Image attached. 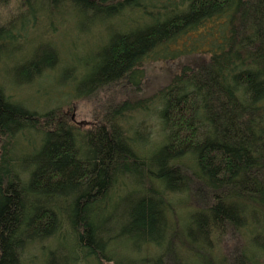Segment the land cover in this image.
<instances>
[{
  "label": "trees",
  "instance_id": "1",
  "mask_svg": "<svg viewBox=\"0 0 264 264\" xmlns=\"http://www.w3.org/2000/svg\"><path fill=\"white\" fill-rule=\"evenodd\" d=\"M32 2L89 26L138 14L105 36L75 95L138 92L144 62L177 70L152 95L108 101L85 129L0 82V264H264V0H0V69L33 28ZM60 49L40 45L13 68L37 80Z\"/></svg>",
  "mask_w": 264,
  "mask_h": 264
},
{
  "label": "rangeland",
  "instance_id": "2",
  "mask_svg": "<svg viewBox=\"0 0 264 264\" xmlns=\"http://www.w3.org/2000/svg\"><path fill=\"white\" fill-rule=\"evenodd\" d=\"M10 5L14 4L11 3ZM44 10L45 8L37 2H32L29 5L26 16L30 17L31 20L34 19L33 28L20 33L21 37L17 39L16 43L17 49L12 50L13 61L5 60L1 65L2 70L0 69L1 85L4 86L6 93L11 96L12 101L23 107L39 112L59 107L62 110L61 115L70 117L74 125L85 129L93 121V114L98 113L102 105L108 101L114 99L115 102H120L123 95L127 96L126 100L152 95L167 83L174 70H177L171 66L170 61L144 62L142 65V84L138 92L129 93L128 91L122 92L121 89H113V91L96 95L93 98L75 95V92L83 91L84 87L87 86L88 82L85 84L84 82L86 77L92 74L95 56L107 41L105 36L108 37L109 32L135 22L138 14L125 13L121 20L118 19L116 22L89 26L84 15L72 13L66 6L60 10L49 9L47 12ZM0 13L2 17L8 14L5 10L0 11ZM47 21L52 22L54 28L49 33L50 37L46 35L45 26L46 23H49ZM181 41H178L179 46L182 44ZM45 44L53 45L55 48L58 45L61 48L56 68L51 70L49 75H43L37 80L24 83L26 78L13 68L14 65L22 57L30 56L38 46ZM131 102L133 103V101ZM138 113L144 115L142 111H138ZM134 115L136 116V114ZM135 119L137 122L141 121V118L135 117ZM145 124L150 141L153 142L158 128L155 125V117L152 111H149V117ZM36 138L38 139L37 136ZM33 141H35L33 137L19 140L20 144L26 147H30L28 143L32 144ZM144 141L142 142L143 148L147 150V141ZM151 146L149 147L151 148ZM119 253H122L121 249H117L116 254L119 255Z\"/></svg>",
  "mask_w": 264,
  "mask_h": 264
},
{
  "label": "bare ground",
  "instance_id": "3",
  "mask_svg": "<svg viewBox=\"0 0 264 264\" xmlns=\"http://www.w3.org/2000/svg\"><path fill=\"white\" fill-rule=\"evenodd\" d=\"M36 111V110H35ZM39 112V111H38Z\"/></svg>",
  "mask_w": 264,
  "mask_h": 264
}]
</instances>
